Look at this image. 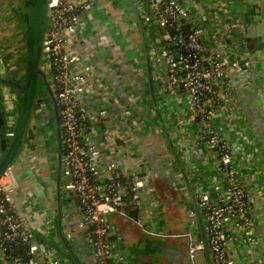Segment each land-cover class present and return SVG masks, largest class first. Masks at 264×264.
<instances>
[{
	"label": "built area",
	"instance_id": "2783aa9c",
	"mask_svg": "<svg viewBox=\"0 0 264 264\" xmlns=\"http://www.w3.org/2000/svg\"><path fill=\"white\" fill-rule=\"evenodd\" d=\"M131 1L138 6L143 24L162 33V48L151 49L159 93L186 97L190 112L188 116L178 112V124L197 127L196 139L204 141L206 152L216 164L218 176L212 180V192L198 190L197 211L190 213L193 220L197 219V212L202 218L205 240L194 241L191 234H186L189 255L192 258L207 247L213 264H238L230 254V244L240 253L258 248L260 241L253 215L254 200L241 185L235 147L231 145L230 134L239 127L242 117L236 98L231 95L230 77L244 74L252 81L258 76L256 63L243 58L241 39L231 33L225 20L232 0ZM94 2L47 0L49 26L42 39V68L51 78L61 120L62 195L76 202L68 207L67 214L79 216L77 231L87 238L90 264H126L117 252L109 217L125 215L129 208L143 209L151 203L157 209V202L146 167L127 169L129 158L123 155V162L104 160L94 144L98 139L114 154L120 153L122 147L116 145L112 127L121 132L122 120L133 121L132 113L125 112L123 118L115 120L107 108L95 112L82 102L84 91L96 89L92 80L94 68L88 61L81 62L75 43L84 29V14ZM163 63L165 74L160 68ZM4 67L0 69L3 71ZM3 101L13 108L11 114L7 112L9 137L13 138L16 98L4 89ZM44 107L49 105L45 103ZM188 139L187 130L182 131L181 145L185 146ZM14 171L12 164L0 178V263L68 264L47 243L56 232L55 224L28 197L26 206L33 205L28 210L40 218L45 241H39L26 227L17 210L19 184ZM146 231L156 237L165 236L151 229ZM12 247H22L25 258H10Z\"/></svg>",
	"mask_w": 264,
	"mask_h": 264
},
{
	"label": "crops",
	"instance_id": "0c3cea01",
	"mask_svg": "<svg viewBox=\"0 0 264 264\" xmlns=\"http://www.w3.org/2000/svg\"><path fill=\"white\" fill-rule=\"evenodd\" d=\"M225 20L231 33L241 39L243 58L256 63L258 76L252 81L244 74L230 77L231 95L235 96L242 117L239 127L230 135L241 185L254 200L253 215L260 245L239 253L230 244L229 251L238 264H264V0H232ZM83 28L75 48L81 62L88 61L93 66L92 80L96 87L93 92L81 94L83 104L95 112L107 108L115 120L123 118L125 112L133 117L131 122L122 120L121 132L112 127V137L122 147L120 153L114 154L98 139L95 147L104 160L121 161V156H126L127 169L131 171L146 167L152 176V196L157 202V209L151 203L143 209L129 208L125 215L109 217L118 254L126 264H213L206 250L189 259L190 242L185 235L191 234L194 241L205 238L202 218L197 212L198 217L193 220L190 213L197 211L198 190L212 192L216 164L206 152L204 141L196 139L197 127L178 124V112L186 116L190 112L186 97L170 92L161 95L154 81L151 49L162 48V33L143 24L138 6L131 0H95L84 14ZM160 68L165 74L164 63ZM35 117L34 113L32 121ZM34 128L33 124L30 129ZM184 130L189 139L182 146ZM54 137L57 142L56 133ZM29 147L23 146L14 163L17 164L14 175L21 189L16 192L17 210L31 233L42 237V222L26 207L27 197L36 202L38 209L46 211L56 226L47 243L68 264H73L58 230L56 178L54 184L51 160L37 149L29 151ZM74 203L73 198L62 199V232L78 262L90 264L87 238L77 231L79 216L67 214ZM150 229L165 236L150 235L146 231Z\"/></svg>",
	"mask_w": 264,
	"mask_h": 264
},
{
	"label": "water",
	"instance_id": "95a60500",
	"mask_svg": "<svg viewBox=\"0 0 264 264\" xmlns=\"http://www.w3.org/2000/svg\"><path fill=\"white\" fill-rule=\"evenodd\" d=\"M40 1V0H39ZM31 3V0H30ZM38 4V2H37ZM30 5V4H29ZM39 5V4H38ZM47 7V0L42 1V8ZM30 8V7H29ZM40 10V9H39ZM42 11H38L34 15L37 17H40ZM26 17V16H25ZM45 25L48 28L49 26V19L48 16H43ZM38 20V19H37ZM37 23V22H36ZM38 30V27H37ZM35 41V38H34ZM38 45H42V42H38L37 45L33 44V53L31 57V61L29 62L31 66H35V70L33 69L28 76V80L26 81L24 77H17L10 73H5V75L2 74V72L10 71L9 65L5 64V69L2 71L0 69V178L3 176L5 171L8 169L10 165H12L16 159L19 153L22 150V142L25 138V125L26 120L31 108V100H32V84L34 76L41 77L48 93L52 101L53 106V112H54V125H55V133L57 137V145H58V151H57V168H56V202H57V225L58 230L61 236V239L63 240L67 250L68 254L71 257V261L73 264H80L77 260V257L72 252L70 247L67 245L65 237L62 232V168H63V144H62V131H61V120L59 115V108L56 101L55 94L53 92V87L48 81L47 75L45 71L43 70L42 66L40 65L41 62V55H37L40 57V62H35L36 56L35 50ZM172 48V47H171ZM246 51L248 52L249 49L246 46ZM26 60L27 56H26ZM8 89L10 90L15 98H16V122L13 128V138L9 137V126H8V116L6 111V106L3 101V90ZM155 106L157 107L155 94H152ZM23 106V111L21 116L20 110ZM18 110V111H17ZM3 157V158H2ZM135 213V212H133ZM205 240V238H204ZM206 251H208L206 247Z\"/></svg>",
	"mask_w": 264,
	"mask_h": 264
},
{
	"label": "rangeland",
	"instance_id": "374dc122",
	"mask_svg": "<svg viewBox=\"0 0 264 264\" xmlns=\"http://www.w3.org/2000/svg\"><path fill=\"white\" fill-rule=\"evenodd\" d=\"M8 1L13 2L14 0H8ZM8 1L0 0V66H4L6 62L10 60L9 62L10 65L13 67H15L16 65L17 67L18 66L17 60L19 58L20 44L18 43L19 38L18 39L14 38L13 35H15V33L18 31V28H17L18 25L15 21L16 17L14 16V19H12L13 18L12 15H14V12L9 6ZM15 3L16 2L14 1V5ZM47 77L49 78L48 79L49 81L51 78L49 75H47ZM40 86L44 94L46 87L43 81L40 83ZM43 98H45V103L49 105V107L45 108L44 107L45 103H43L41 104V107L35 112L36 119L33 118V121H32L35 126V128L33 129L35 136L33 137L32 144L33 146L36 145L34 148L37 149L39 152L41 151L40 153H45L49 155V158L51 160L50 162L52 163V166H53L52 172L50 174H53V177H54V175L56 174L57 151H58L56 147V139L54 137V134H55L54 127L52 126V124H54V120H52V117H51L52 107L49 104L50 100L46 98V96L44 95H43ZM6 109L9 114L12 113L11 109L13 108L11 107V105L7 104ZM32 122H31V127L33 125ZM37 150H35V152H37ZM32 206L33 205L30 204L26 207L31 208ZM34 210L38 211L36 209ZM189 259L191 260L190 255H189Z\"/></svg>",
	"mask_w": 264,
	"mask_h": 264
},
{
	"label": "flooded vegetation",
	"instance_id": "af4514ba",
	"mask_svg": "<svg viewBox=\"0 0 264 264\" xmlns=\"http://www.w3.org/2000/svg\"><path fill=\"white\" fill-rule=\"evenodd\" d=\"M14 1L16 2L15 3L16 6L14 5ZM14 1L13 2L8 1V4L11 7L12 11L14 12V15H12L13 16L12 19H14V16H15L16 17L15 21L18 25L17 27L18 31L15 33V35H13L14 38H17V39L19 38L18 43L20 44V47L18 46L19 47V58L17 60L18 66L16 67L15 65V67H13L9 65L10 71L5 70L4 72H2V74L10 73L20 78L24 77V79L27 81L28 76L30 75L31 71L35 68V66H31L29 63L31 61V57L33 53L32 52L33 44L37 45L38 42H41V40H39V33L37 30V27L39 24L41 25V27L43 25L42 21L39 22L37 20L38 18H36L34 14L41 10L42 13L47 16V7L42 8L43 0H40V1L33 0L31 1V3H30V0H22V1L14 0ZM37 2L39 5L37 4ZM41 19H43V17H41ZM34 38H35V41H34ZM34 55L37 57L35 60V62L37 63L40 62V59H41L37 55H41L42 59H41L40 65L42 66L43 64L42 45L37 46ZM26 56L28 60H26ZM36 81L41 82L42 81L41 77L34 76L33 84H32V91H33L34 83H36ZM56 168H57V164H56Z\"/></svg>",
	"mask_w": 264,
	"mask_h": 264
},
{
	"label": "trees",
	"instance_id": "16d2710c",
	"mask_svg": "<svg viewBox=\"0 0 264 264\" xmlns=\"http://www.w3.org/2000/svg\"><path fill=\"white\" fill-rule=\"evenodd\" d=\"M31 1H33V0H31ZM41 15L42 16L37 17V18H38V21L39 22L42 21V23H43L42 27H41L40 24L38 25L39 40H41V42H42L43 35L45 34V32L47 30V27L45 25L44 18L41 19V17H43L44 14L41 13ZM49 81L52 84L51 79ZM41 82L36 81V83H34V87H33V91H32L31 108H30V111H29V114H28V117H27V120H26V125H25V138L23 139V142H22V147L25 146V145L26 146H30L29 147L30 150L35 149L34 147L36 146V145L33 146V144H32L33 143L32 140H33V137L35 136V133H34L33 129H30V127H31V121H32V115L41 107V104H43L45 102V98H43V95L46 96V98H48L50 100V103L49 104L52 107V109H51V111H52L51 112V114H52L51 117H52V120H54V112H53V106H52L51 98L49 96V93H48L47 89L45 90V93L43 94V91L41 90V86H40V83ZM22 111H23V106H22V108L20 110L19 117L21 116ZM52 126L55 127L54 124H52ZM56 147H57V150H58L57 142H56ZM15 165H17V164H14V168L16 167ZM55 178H56V174L53 177V182L54 183H55ZM63 186H64V180H62V187ZM19 191H21V189H19ZM62 199H63V195H62ZM41 237H42V235H38L37 236V239L39 241H42V240L45 241L44 240L45 237L44 236L42 238ZM12 249L14 250L13 253L12 254H8V256L10 255V258H15L17 256H19L20 258H23V259L25 258V255H24V252H23V248L22 247H12Z\"/></svg>",
	"mask_w": 264,
	"mask_h": 264
}]
</instances>
